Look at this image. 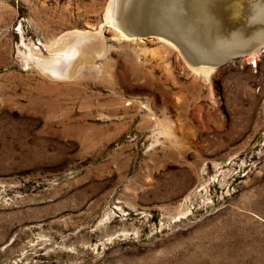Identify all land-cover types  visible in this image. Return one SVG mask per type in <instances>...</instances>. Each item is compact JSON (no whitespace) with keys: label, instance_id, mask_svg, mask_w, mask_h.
Masks as SVG:
<instances>
[{"label":"rangeland","instance_id":"obj_1","mask_svg":"<svg viewBox=\"0 0 264 264\" xmlns=\"http://www.w3.org/2000/svg\"><path fill=\"white\" fill-rule=\"evenodd\" d=\"M109 1L0 0V264H264V54L197 74L116 37ZM184 1L121 0L118 21ZM80 33L66 80L23 58Z\"/></svg>","mask_w":264,"mask_h":264},{"label":"bare ground","instance_id":"obj_2","mask_svg":"<svg viewBox=\"0 0 264 264\" xmlns=\"http://www.w3.org/2000/svg\"><path fill=\"white\" fill-rule=\"evenodd\" d=\"M185 1L182 4L176 5V9H174L178 13L176 21L179 23V25L177 26H185L183 30L185 36L183 37V35L176 33V35L172 37L177 42V45H175L176 42H172L174 40L170 38L166 39L165 37L159 36V39L167 45L175 49L177 48L179 51H181V53L183 52L184 54L182 53V57L185 58L183 59V61L187 60L186 62L195 73L207 76L212 70H214L213 65L208 64V57L215 58V60H217L221 57V54L219 52L226 54L235 49H248L246 53L240 54L239 56V58L247 61H249L248 59H252L259 54H264V42H262L264 41V28L262 27V25H258L256 27V25L254 24V20L252 19H250V21H248L245 25V23L238 20H230L228 18L230 16H225L224 18L217 14V11L221 13H227V10H237V13H239L246 10V5H243L241 0H209L207 2L202 1L205 4L203 6V10L196 12L193 16L195 18L191 21H187V19L185 18H179L180 15H183V17H185L186 11L192 7L191 0ZM120 3L121 0H110L103 19L105 20L106 24H108L109 27L111 26L113 30L118 34L116 35V37L118 36L119 38H121V40L123 39L126 41L135 40L134 37L128 36L123 31V28L118 21V10L120 8ZM216 4H218V6L225 7H218L216 6ZM161 9L162 8L160 7L157 10L158 14H162ZM206 9L210 11L209 14L205 12ZM151 14H153V12ZM191 17L192 16H188V18ZM209 18H211L212 20L214 19L212 22V27H208L209 25L207 20ZM232 18L236 17L233 16ZM219 19L224 20L221 21ZM246 26H250L248 28L251 32L248 34V36L240 35L242 33V29ZM251 27H254V29H250ZM167 28L168 25H164L163 27V25L160 24V31ZM232 28H237V31L240 32V34L238 35L236 30L230 31V29ZM170 35L172 36L171 33ZM93 39H95L94 36L89 33L76 34L75 39L69 42H67V40L60 39L57 44L60 43L62 45H58L61 47L58 48L59 50L53 56H51V58H42L37 52H31L30 50H28L27 54H23V58L26 62L30 61L35 63V65H37L42 70V72H44L52 79L59 81L66 80L69 77L68 74L71 68H73L74 65H78L79 63H84L88 58L89 47L86 44H90V41L94 42ZM251 40L253 42H251ZM55 47L52 48L54 49ZM210 53H212L213 55L215 54V56H210ZM89 56L91 57L90 54ZM92 57L90 59H93ZM234 60L235 59H231L229 62Z\"/></svg>","mask_w":264,"mask_h":264},{"label":"water","instance_id":"obj_3","mask_svg":"<svg viewBox=\"0 0 264 264\" xmlns=\"http://www.w3.org/2000/svg\"><path fill=\"white\" fill-rule=\"evenodd\" d=\"M198 1L199 2H202V1L207 2L209 0H191L192 6H195L193 4H195ZM163 2H165V0H160V2H158V4L165 5V4H163ZM185 2H187V1H185ZM241 2H242L243 5H246V7H245L246 10L241 11L239 13H236L233 10H227L228 14L227 13H221V12L217 11V14L219 16L224 17V18H225V16H230V17H228L230 20H238L240 22L245 23V25L247 24L248 21H250V19H252V20H254V24L256 25V27L258 25H262V27L264 28V0H241ZM216 6H218V4H216ZM160 7L163 8L162 6H160ZM169 11L166 12L164 10V11H162V14H159V15H163V14H167L168 15ZM205 12H207L208 14L210 13V11L208 9H206ZM233 16H235L236 18H232ZM213 20L211 18H209L207 20L208 25H209L208 27H212ZM219 20L223 21L224 19H219ZM172 21L175 22V23L171 24V25H168L167 29L161 30L162 32L160 31V23H158V25H155V22L151 23L152 19L144 21L147 24H143L141 22H139V24H137L135 22L132 23L127 18H125V21H123V23H121V26L123 28V31L130 37L138 38V37H146V36H158V37L162 36V37H165L166 39L170 38V39L174 40V38H172V37H174L176 35V33L177 34H181L184 37L185 34H184L183 30H184L185 26L183 24H181L183 26H177V25H179V23L175 19L171 20V22ZM167 23L168 22H166L165 25H167ZM248 27H250V26L244 27L242 29V33L241 34H240V32L237 31V28H232V29H230V31L236 30L238 35L240 34L242 36L243 35L248 36V34L251 32ZM169 28H171V29H169ZM250 29H254V27H251ZM170 33L172 34V36L170 35ZM172 42L175 43L176 41L174 40ZM175 45H177V42H176ZM247 51H248V49L247 50H245V49H235L233 51H230L229 53L221 55V57H220L221 59L219 58L220 60L219 59L215 60V58H209L208 57V60H209L208 64L209 65H213V66H218V65L223 64V63H225V62H227V61H229L231 59L232 60L233 59H237L238 56H240V54L246 53ZM210 56H213V55H210Z\"/></svg>","mask_w":264,"mask_h":264}]
</instances>
